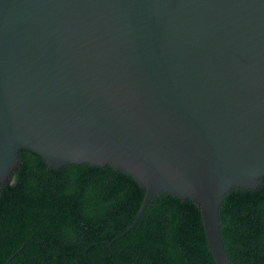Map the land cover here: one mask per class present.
Listing matches in <instances>:
<instances>
[{"label": "water", "instance_id": "1", "mask_svg": "<svg viewBox=\"0 0 264 264\" xmlns=\"http://www.w3.org/2000/svg\"><path fill=\"white\" fill-rule=\"evenodd\" d=\"M111 166L201 210L264 178V0H0V188L19 152Z\"/></svg>", "mask_w": 264, "mask_h": 264}, {"label": "trees", "instance_id": "2", "mask_svg": "<svg viewBox=\"0 0 264 264\" xmlns=\"http://www.w3.org/2000/svg\"><path fill=\"white\" fill-rule=\"evenodd\" d=\"M0 188V264H216L201 210L168 192L135 219L146 190L111 166L49 167L27 149ZM233 188L220 209L233 264H264V178Z\"/></svg>", "mask_w": 264, "mask_h": 264}]
</instances>
